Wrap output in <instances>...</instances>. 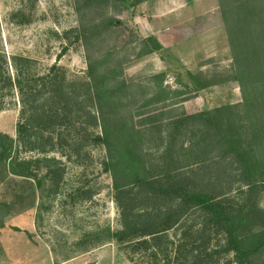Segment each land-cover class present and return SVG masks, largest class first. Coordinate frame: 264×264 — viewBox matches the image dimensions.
<instances>
[{
    "label": "trees",
    "instance_id": "obj_1",
    "mask_svg": "<svg viewBox=\"0 0 264 264\" xmlns=\"http://www.w3.org/2000/svg\"><path fill=\"white\" fill-rule=\"evenodd\" d=\"M145 1L73 0L78 24L65 34L83 46L85 78L68 80L54 63L47 74L31 79L33 85L18 79L22 112H29L17 125L18 141L30 137L26 143L43 140L54 149L68 139L71 148H104L103 169L128 218L112 236L132 252L150 249V264H218L224 254L225 264H254L264 254V207L258 202L264 190V0H218L231 72L209 78L187 71L189 82L177 76L176 88L165 83V71L142 81L123 75L129 55L116 47L123 23L115 16L132 14ZM122 45L136 58L163 48L155 34L130 36ZM230 80L238 84L239 102L195 113L175 106L188 93ZM14 142L0 134V171L30 177ZM215 156L230 157L240 171L244 187L234 197L197 189L185 171ZM153 199L167 209L151 219L140 217L143 203ZM192 212H200L201 220L188 221ZM175 226L178 241H166L162 233Z\"/></svg>",
    "mask_w": 264,
    "mask_h": 264
},
{
    "label": "rangeland",
    "instance_id": "obj_2",
    "mask_svg": "<svg viewBox=\"0 0 264 264\" xmlns=\"http://www.w3.org/2000/svg\"><path fill=\"white\" fill-rule=\"evenodd\" d=\"M115 17L123 23L118 28L116 47L129 55L123 65V75L128 79L142 81L165 71V83L176 88L177 76L189 82L187 71L209 78L231 72L218 0H147L132 14L121 11ZM77 20L73 0H0V134L15 141V155L28 162L33 174L24 177L0 171V264L152 262L146 256L150 249L143 254L132 252L112 236L128 218L116 200L111 174L103 169L104 148L91 144L71 148L68 139L54 149L43 140L26 143L30 137L18 141L17 125L29 114L22 112L18 79L33 85L31 79L47 74L54 63L68 80L85 78L83 46L73 34H65L77 26ZM148 34L158 37L163 45L161 51L136 58L132 48H122L128 37ZM64 46L68 49L61 53ZM184 96L185 101L175 106L186 113L241 100L238 84L231 80ZM185 171L197 189L216 197H234L244 187L230 157L215 156L213 160L193 163ZM258 202L264 207V190ZM167 205L147 200L138 214L151 219L161 215ZM201 217L200 212H192L188 221L198 222ZM162 234L166 241L176 243L180 229L175 226ZM228 258L221 255L218 264L227 263ZM263 259L264 254L254 264H262Z\"/></svg>",
    "mask_w": 264,
    "mask_h": 264
}]
</instances>
